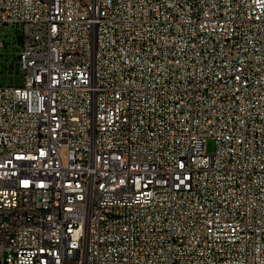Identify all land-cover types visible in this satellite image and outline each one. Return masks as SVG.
Returning <instances> with one entry per match:
<instances>
[{
	"label": "built area",
	"instance_id": "1",
	"mask_svg": "<svg viewBox=\"0 0 264 264\" xmlns=\"http://www.w3.org/2000/svg\"><path fill=\"white\" fill-rule=\"evenodd\" d=\"M0 264H264V0H0Z\"/></svg>",
	"mask_w": 264,
	"mask_h": 264
},
{
	"label": "rangeland",
	"instance_id": "2",
	"mask_svg": "<svg viewBox=\"0 0 264 264\" xmlns=\"http://www.w3.org/2000/svg\"><path fill=\"white\" fill-rule=\"evenodd\" d=\"M3 51L5 52V58L14 61L17 58L19 46H17L15 42H11L10 44H8L6 47L3 48ZM205 146L208 152L214 151L216 148L215 140L212 138L208 139L206 141Z\"/></svg>",
	"mask_w": 264,
	"mask_h": 264
},
{
	"label": "bare ground",
	"instance_id": "3",
	"mask_svg": "<svg viewBox=\"0 0 264 264\" xmlns=\"http://www.w3.org/2000/svg\"><path fill=\"white\" fill-rule=\"evenodd\" d=\"M79 192H88V184L79 185ZM68 230H76V223H68Z\"/></svg>",
	"mask_w": 264,
	"mask_h": 264
}]
</instances>
